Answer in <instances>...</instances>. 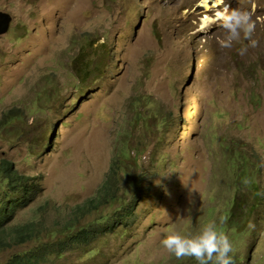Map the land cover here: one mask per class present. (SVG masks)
I'll return each instance as SVG.
<instances>
[{"label": "rangeland", "instance_id": "obj_1", "mask_svg": "<svg viewBox=\"0 0 264 264\" xmlns=\"http://www.w3.org/2000/svg\"><path fill=\"white\" fill-rule=\"evenodd\" d=\"M225 3L251 13L255 48L243 37L221 47L224 30L203 25L223 6L202 0H0L12 16L0 35V122L20 116L0 127V161L35 184L9 225L67 219L126 142L144 189L91 243L95 256L77 246L36 264H197L161 241L211 222L228 235L233 264H264V0ZM79 55L97 65L88 77ZM236 199L256 205L240 221L226 215ZM30 248L11 246L0 264Z\"/></svg>", "mask_w": 264, "mask_h": 264}, {"label": "trees", "instance_id": "obj_2", "mask_svg": "<svg viewBox=\"0 0 264 264\" xmlns=\"http://www.w3.org/2000/svg\"><path fill=\"white\" fill-rule=\"evenodd\" d=\"M96 47L97 45L92 50ZM87 59L88 57L79 55V61L84 64H81V68L77 69L78 75L85 70L83 75L88 77L89 72L97 67L94 59H91L90 63H85ZM94 63L95 65H93ZM140 115L144 117L143 113ZM164 116L167 118V115ZM14 117L20 116L10 111L1 120L0 127L11 124ZM131 149L130 142H126L125 146H118L106 179L100 184L95 194L82 204L72 207L67 219L64 220L65 216L59 214V219L53 221L51 226H43L40 221L34 219L9 225L15 212L28 206V196L33 191L35 184L34 177L20 174L12 162L2 159L0 161V252L13 245L24 246L30 242L36 244V248L24 251L25 255L18 254L5 264H26L27 261L24 257L27 258L28 264H36V261L41 259L40 255L45 251L62 257L68 248L70 250L77 246H86L89 250L87 254L95 256L97 249L91 243L100 234L112 231L115 223L121 224L119 216L126 217L131 211L133 212L138 197L136 192L142 194L144 191L142 180L134 178L125 164L130 157ZM139 152L140 150L136 151V153ZM250 192L252 199L256 196V199H260L258 196L259 185H253ZM252 203L236 199L227 210V217L229 220L237 221L238 218H240L239 221L242 220L246 213L256 206ZM99 212L100 215L94 217ZM90 215L92 218L82 222L85 217ZM123 221L127 222L128 220ZM223 226L225 225L219 227ZM44 238L47 239V242L43 240Z\"/></svg>", "mask_w": 264, "mask_h": 264}, {"label": "clouds", "instance_id": "obj_3", "mask_svg": "<svg viewBox=\"0 0 264 264\" xmlns=\"http://www.w3.org/2000/svg\"><path fill=\"white\" fill-rule=\"evenodd\" d=\"M207 2L208 0H203L205 6ZM218 3L223 7L216 10L214 16L208 17L203 27L218 24L224 30L225 36L220 41L223 48L230 49L233 43L241 41L242 37L249 42L248 47L255 48L258 41L253 39L256 24L252 20L251 13L232 9L229 4L225 3V0H218ZM248 47L239 49V54L244 55ZM243 183L247 184V180L245 179ZM161 245L169 255L177 260L187 258L195 260L197 264H233L232 257L229 255L233 252V245L228 235L218 231L215 222L203 226L199 234L195 236L182 235L178 232L169 233L161 241Z\"/></svg>", "mask_w": 264, "mask_h": 264}, {"label": "water", "instance_id": "obj_4", "mask_svg": "<svg viewBox=\"0 0 264 264\" xmlns=\"http://www.w3.org/2000/svg\"><path fill=\"white\" fill-rule=\"evenodd\" d=\"M12 16L5 11H0V35L7 32L11 23Z\"/></svg>", "mask_w": 264, "mask_h": 264}, {"label": "bare ground", "instance_id": "obj_5", "mask_svg": "<svg viewBox=\"0 0 264 264\" xmlns=\"http://www.w3.org/2000/svg\"><path fill=\"white\" fill-rule=\"evenodd\" d=\"M202 5L205 7V9H209V8L217 7L220 4L218 3V0H208L207 6H205L202 0Z\"/></svg>", "mask_w": 264, "mask_h": 264}]
</instances>
